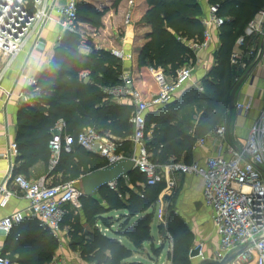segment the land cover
Masks as SVG:
<instances>
[{
	"label": "trees",
	"instance_id": "trees-1",
	"mask_svg": "<svg viewBox=\"0 0 264 264\" xmlns=\"http://www.w3.org/2000/svg\"><path fill=\"white\" fill-rule=\"evenodd\" d=\"M208 1L210 4H218V14L224 18V23L219 27L220 46L215 54V65L209 73L211 79L203 80L204 91L190 86L181 97L146 116L148 132L151 130L153 114L157 116L151 136L146 139V145L152 159L158 163L183 157L189 160L198 136L223 121L224 112L229 106V93L233 87L232 46L238 37L245 35L244 29L249 21L264 10V0ZM134 2L130 18L151 25L148 41L139 51L138 69L141 81L135 84L142 94L149 97L152 92L158 90L153 68L174 73L186 60L194 59V52L189 47L187 39L203 36L205 28L202 24L203 8L200 0ZM83 10L93 13L96 19L82 14ZM103 12L88 1L78 3L79 19L87 21L92 19L98 22ZM250 39L251 35L245 36L244 46L252 44ZM81 40L79 32L66 31L55 49L49 67L42 72L35 85L26 89L32 92V100L23 102L19 109L18 160L35 158L48 164L51 155L49 146L51 128L59 118L65 120L67 132L72 134H78L84 127L92 125L102 133L110 131L120 137L122 139L120 142L124 144L131 142L128 138L133 132L130 116L134 105L130 102L120 103L111 100L103 92V86L122 82L120 74L123 62L111 51L95 47L88 54L82 53ZM83 69L90 70L87 80L79 78V73ZM198 101L201 103L197 108L202 110V114L195 131L190 133L182 119L174 120L181 107ZM75 154L80 157L93 156L77 143L71 152H63L52 171L53 174L62 172L61 182L99 168L92 165V170H80L82 162L74 161ZM103 164H108L105 158L102 166ZM20 170L21 167H15L14 173ZM128 177L134 183L141 184L138 190L130 188L123 177L115 182L113 187L107 184L99 189L97 194L103 201L94 195H81V207L85 214L83 223L87 227H80L81 220L77 224L68 215L66 223L71 227L75 237L72 247L76 249L82 246L80 252L83 257L97 251L102 253L110 251L109 255H103V261H97V264H124L126 252L131 250L118 238L103 234L98 227L99 221L106 225L110 223L113 217L107 212L111 210L128 209L129 214L120 224L118 234L128 236L136 248L142 247L144 242L153 238L151 232L153 208L166 182L161 180L155 184H148L145 174L138 168ZM137 214H139L137 218L131 222V217ZM65 218L64 216L62 224ZM166 227L173 241L172 249L168 252L172 264H191L188 252L190 238L183 221L171 213ZM53 236L50 229L40 225L37 217H23L15 223L10 230L9 238L15 240L19 246L18 264H49L54 257ZM118 248L121 250L117 252Z\"/></svg>",
	"mask_w": 264,
	"mask_h": 264
},
{
	"label": "built area",
	"instance_id": "built-area-1",
	"mask_svg": "<svg viewBox=\"0 0 264 264\" xmlns=\"http://www.w3.org/2000/svg\"><path fill=\"white\" fill-rule=\"evenodd\" d=\"M82 1L88 0H67L65 3L59 0H0V60L4 58L6 66L12 63L29 42H33V47H42L41 31L52 18L53 11L58 13V21L65 31L79 32L78 3ZM261 12L264 13V10ZM223 23L224 18L218 14V4L211 3L208 13L202 16L205 27L203 36L187 42L193 52L208 48L213 42L212 27L219 28ZM260 23L261 20L255 18L249 21L245 35L238 38V46L231 53L232 64L244 70L251 65L256 56V47L254 43L244 46L245 36L260 30ZM81 43L85 46V41L81 40ZM112 53L119 59L124 58L120 49H113ZM193 71L194 67L188 64H183L174 73L154 70L158 90L149 97L136 87L134 78L129 73H122L121 83L103 86V92L114 98H128L134 105L130 116L135 127L132 135L135 144L133 158L136 167L145 174L148 184L165 180L164 190L167 191L175 187L180 174L190 173L203 177L204 201L213 210V223L218 233V247L213 256L221 259L232 249L264 233V108L251 126L245 144L241 148H231L229 155L220 151L203 162H156L146 145L148 131L145 112L150 107L169 103L178 89L191 80ZM89 74V69H83L79 78L86 80ZM197 87L203 89L201 85ZM235 107L238 110H249L251 104L237 101ZM64 124L62 122L54 129L49 142L53 153L52 167L59 162L62 152L73 150L75 143L106 158L108 164L124 156L117 152L118 143L96 128L91 126L78 134H72L65 131ZM226 132V124L215 128V134L220 138H224ZM198 143L205 144V137H201ZM11 149L17 153L15 142L11 143ZM9 178L16 185V190L7 188L6 182L0 183V205L5 206L15 193H23L29 200L31 213L44 220L55 233L61 228L66 213L65 205H81L82 188L75 180L52 184L44 178L31 179L22 172L11 173ZM114 184L110 185L113 187ZM23 217L21 211L0 216V232H9L13 223ZM251 262L264 264V236L235 259V264ZM0 264L18 262L0 254Z\"/></svg>",
	"mask_w": 264,
	"mask_h": 264
},
{
	"label": "crops",
	"instance_id": "crops-1",
	"mask_svg": "<svg viewBox=\"0 0 264 264\" xmlns=\"http://www.w3.org/2000/svg\"><path fill=\"white\" fill-rule=\"evenodd\" d=\"M59 1L61 3H65L67 0ZM134 1L135 0H120L119 2H116V0H88L89 3H92L93 6H95L99 10H103L104 12L100 20L98 22H95V24H90L88 22L82 23L81 25L80 22L81 26L79 27V33L82 37L83 42L85 41V46H83L82 43L80 44V51L82 53L88 54L93 50L94 47L111 52L113 49H120L124 54V58L120 59L123 62L122 72L120 76L122 75V73H129L134 78L135 84H137L141 81V75L138 69L139 51L141 47L148 41V34L151 31V25L140 22H136V24L133 23V20L130 18V13L134 9ZM200 2L202 4L203 14L208 13L210 5L209 1L200 0ZM254 18L256 20H261L260 30L251 35L250 39L252 41L251 43H254L256 47V56L252 60L251 65L247 68L250 69V71L246 79L239 86L235 98V102H250L251 108L249 110H238L236 107L230 108L228 106V109L224 112L223 121L215 125L208 132L204 133L201 136H198L191 150L189 160H186L184 157L179 160L187 162L198 160L200 162H203L207 157L216 155L220 151L223 154L229 155L231 148H241L245 144L251 126L259 118L261 111L264 108V13L260 11ZM58 19V13L56 11H53L52 18L47 21L46 25L41 31V40L43 41L42 47H33V42H29L16 55L12 63L6 66L5 59L3 58L0 60V71H2V73L0 74V183L6 182V187L10 188L13 191L16 190V185L10 180L9 175H11V173H14L15 167H21L20 172L24 173L26 176L34 180L44 178L47 182L54 184L60 183L63 179L62 172H59L58 174L52 173L53 169L56 166H51V159L53 158L52 151L48 164L46 165L43 160L35 158L18 160V148L17 153H14L15 151L11 149V143L15 142L17 144V133L19 129L18 114L20 106L23 102H31L32 100V92H28V90L26 89L31 85H35L42 72L49 67L50 62L54 56L55 49L59 45L64 33L66 32L63 29L62 25L59 23ZM247 25L245 26L244 32L246 31ZM86 28L91 29V31L88 30L86 32L87 35L83 32L84 29L86 30ZM219 33V28L213 26V42L208 48L194 53V71L192 74V78L190 81H188L178 89L170 102H173L181 97V95L188 87L201 82V79H204L208 76V72L215 65V54L220 46ZM238 38L232 46V51H234L238 46ZM154 70L157 69H152L153 74ZM229 80H231L230 77ZM108 97H110L111 100L120 103L129 102L128 98L125 97ZM166 104L150 107L145 112V115L147 116L150 112L157 111ZM188 108L189 107L187 106L181 107L178 110L176 119L174 121H176L177 119H182L184 121L186 130L190 133H193L200 120L202 110L197 108L198 110H195L196 112L194 113V110H190ZM155 118H157V116L153 114L151 130L156 123ZM62 122L65 123L64 128L65 131H67L65 120L63 118H59L51 128L52 134L54 132V129L60 126ZM220 124H226L227 126V132L224 138H220L215 134V128ZM91 126L92 125H88L84 127V129ZM134 130L135 127L133 125V132ZM151 130L148 132V138L151 136ZM133 132L128 138L131 142L125 144L123 142H120V140H122L120 137L112 134L110 131L105 132V134L112 137L118 143L117 152L126 155L129 152L133 154L135 150V144L132 140ZM201 137H205V144L198 143V140ZM87 151L93 156L80 157L75 154L73 158L76 162H82V167L80 168V170H92V165H95L96 167L102 166L104 157L92 151ZM82 175L83 174L72 176L69 180H75L81 186ZM124 179L126 184L130 188H133L134 190L139 189V186L141 185L139 182L134 183L128 176H125ZM178 181H181L180 194L182 195L183 203L186 204L190 208V210L198 213L199 211H197L196 206L197 203L202 201L205 208H207V210L211 213V219L213 222V210L211 207L205 204L203 197V177L201 175L190 173L180 174L177 177V183ZM163 192H165V190H163L162 193ZM94 196L103 201L97 193ZM67 205H71L75 208L77 207V210L75 209V211H79L82 225L86 226L83 223L85 221V214L82 210L81 205L78 206L74 203H68L65 206ZM17 211H21L24 214L25 218H30L33 216L37 217V220L42 227L51 230V228L48 226V224H46L44 220H42L39 216L33 215L31 213L29 209V200L23 193H15V195H13L9 199L8 203L5 206L0 205L1 217L10 215ZM65 212L66 218L67 214L71 216L72 220H74L73 214L68 213L66 207ZM200 212L198 213V215L200 214ZM107 214L113 217L108 225L104 224L102 221H99L97 223L102 233L118 238L119 241L125 244L129 249L142 251L139 250L140 248H136L134 246L132 240L128 236L118 234L119 224H121L129 214L128 209H114L107 212ZM115 215L117 216V220L114 217ZM138 215L139 214H137L136 216H132L130 221L133 222ZM112 220L115 221L112 222ZM17 222H14L13 225ZM100 224H102L103 227H101ZM66 225L69 224L67 223ZM213 227L214 234L216 236L215 248L213 249V251L206 250V252L208 253H210V251L214 253L218 247V233L214 226V223ZM9 234L10 231L7 233L0 232V254L9 258H13V256H15L16 254H19V246L16 245L15 240H11L9 238ZM149 241L151 240L144 242L142 246V249H144L142 252L145 253V256H147V253H149L148 248L146 247ZM142 252H135V257L134 259H132V262L135 263L136 261H138V264H151L152 262L150 261V263L146 261L144 259L145 257L137 259L138 255L142 256ZM124 264L126 263L124 262Z\"/></svg>",
	"mask_w": 264,
	"mask_h": 264
},
{
	"label": "rangeland",
	"instance_id": "rangeland-1",
	"mask_svg": "<svg viewBox=\"0 0 264 264\" xmlns=\"http://www.w3.org/2000/svg\"><path fill=\"white\" fill-rule=\"evenodd\" d=\"M91 5H93L91 3ZM82 14L87 15L91 17L92 19H96L93 13L88 12L86 10L82 11ZM81 14V15H82ZM90 19L88 20H82L79 19V21L82 23H90V24H95V22ZM136 21L133 18V23L136 24ZM79 24V27L81 26ZM91 31V29L86 28L84 29V33L87 35V31ZM195 55V54H194ZM183 64H188L194 67V60H186ZM213 68V67H212ZM212 71V69L210 70ZM208 76L205 77L204 79H211L209 73ZM201 82H198L197 84H193V87H196L198 85H201L203 87L202 90L204 91L205 88L202 84L203 80ZM201 102H191L188 109L194 110V113L196 112L195 110L197 109V106L200 105ZM202 105L204 103L202 102ZM180 185L181 181H178V183L175 185V187L168 189L165 192H161L158 201L156 202L154 208H153V219H152V227H151V232L153 233V238L151 241H149L146 245L148 248L147 256H145V253L142 252L144 249L140 247L139 250L142 251H137V250H128L126 253V257L123 259V261L126 264H138V261L135 263L132 262V259H134V253L142 252V256L138 255L137 259H141L145 257L144 259L151 264H172L171 260L169 259L168 252L172 249L173 241L170 233L167 231V222L169 220V217L171 213L175 214L176 218L183 221L188 233H189V238H190V244H189V251L197 246L201 245L203 248V252L206 250H211L215 248V241H216V236L214 234V227H213V222L211 219V213L205 208L204 204L202 201L197 203V211H201L200 214L195 213L194 211L190 210V208L183 203L182 195L180 194ZM66 210L68 213H72L74 216V221L75 223L79 224V221L81 220V216L79 211H75V207L71 205L65 206ZM77 210V209H76ZM70 216V215H69ZM116 219V215L114 216ZM117 220V219H116ZM68 221V215L67 218H65L64 223L61 225V228L59 231L56 233L51 231L53 236V241H54V257L53 260L49 264H97V261H103V255L107 256L109 255L110 251L107 250L105 253H102L100 251L90 253L87 257H83L80 253V248L82 246L77 247L74 249L72 247V242L74 241L75 237L73 233L71 232V227L69 225H66ZM115 220H112L114 222ZM164 224V233H162V228L160 224ZM80 227L85 228L87 226H81ZM120 225V224H119ZM101 227H103L102 224H100ZM99 227V226H98ZM103 229V228H102ZM109 231V230H108ZM114 232V231H112ZM121 249L118 248L116 251H120ZM169 250V251H168ZM204 253V255H209L213 252ZM20 254H16L13 256V258H10L14 261H17L19 258ZM104 256V257H105ZM198 258L193 259L194 261L198 260ZM147 262V263H148ZM241 264V263H237ZM253 264V262L249 263Z\"/></svg>",
	"mask_w": 264,
	"mask_h": 264
},
{
	"label": "water",
	"instance_id": "water-1",
	"mask_svg": "<svg viewBox=\"0 0 264 264\" xmlns=\"http://www.w3.org/2000/svg\"><path fill=\"white\" fill-rule=\"evenodd\" d=\"M250 69L244 70L242 67L232 64V90L229 95V107H235L236 92L242 82L246 79ZM136 169L135 160L131 152L119 158L117 161L99 167L95 170L87 172L81 176L82 195H95L100 188L107 184L115 183L119 179L128 176ZM120 226V225H119ZM162 233H164V224H160ZM264 236V233L257 235L254 239L248 241L246 244L241 245L229 251L223 258L218 259L213 256V253L204 255L201 245L193 247L189 256L191 264H235L236 257L246 249L253 246L255 241ZM194 261L193 259L198 258Z\"/></svg>",
	"mask_w": 264,
	"mask_h": 264
}]
</instances>
